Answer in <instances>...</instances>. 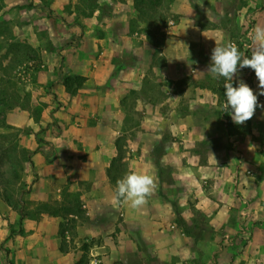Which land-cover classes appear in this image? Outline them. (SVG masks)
<instances>
[{"label": "crops", "instance_id": "obj_1", "mask_svg": "<svg viewBox=\"0 0 264 264\" xmlns=\"http://www.w3.org/2000/svg\"><path fill=\"white\" fill-rule=\"evenodd\" d=\"M173 10L160 38L124 25L72 26L68 45L54 44L29 87L43 128L20 111L6 114L34 131L25 146V209L71 195L79 211L64 219L73 227L62 238V216L18 221L0 198V264H75L84 242L102 264H264V107L233 122L222 107L226 81L220 90L207 72L220 29L200 28L189 5ZM252 71L238 67L232 84L242 80L264 105ZM63 73L86 79L69 93ZM221 109L244 129L228 133ZM130 170L156 177L139 211L111 202Z\"/></svg>", "mask_w": 264, "mask_h": 264}, {"label": "rangeland", "instance_id": "obj_2", "mask_svg": "<svg viewBox=\"0 0 264 264\" xmlns=\"http://www.w3.org/2000/svg\"><path fill=\"white\" fill-rule=\"evenodd\" d=\"M96 4H108L112 14L100 15L98 9L92 8ZM77 5H88L92 10L78 13ZM181 5H189L200 28L217 27L223 43L233 40L242 53L251 55L252 47L245 49L242 41L249 21L252 27L264 24V0H88L87 4L84 0H0V124H4L0 126V192H6L16 203L20 188H26L23 167L27 154L22 149L27 150L32 127H37V131L43 128L29 87L37 83L38 71L47 69L46 56L53 52L54 44L60 49L66 47L72 26L85 23L91 29L100 23L124 25L160 38L165 35L167 21L174 16L172 10ZM46 8L57 17L48 16ZM216 79L221 90L224 78ZM12 111L28 115L35 126L9 124L6 114Z\"/></svg>", "mask_w": 264, "mask_h": 264}, {"label": "clouds", "instance_id": "obj_3", "mask_svg": "<svg viewBox=\"0 0 264 264\" xmlns=\"http://www.w3.org/2000/svg\"><path fill=\"white\" fill-rule=\"evenodd\" d=\"M252 44L251 55L242 53L232 41L215 44L211 52V63L207 72L213 78L223 77L225 97L223 108L231 109V119L237 125L250 120L260 105L257 95L242 80L233 86L232 80L239 68L248 67L254 70L258 79L260 95H264V24H256L248 33ZM156 188V177L146 171L130 170L116 181L111 198L113 206L127 205L133 211L144 208Z\"/></svg>", "mask_w": 264, "mask_h": 264}, {"label": "trees", "instance_id": "obj_4", "mask_svg": "<svg viewBox=\"0 0 264 264\" xmlns=\"http://www.w3.org/2000/svg\"><path fill=\"white\" fill-rule=\"evenodd\" d=\"M81 1H83V0H81ZM139 1H142V0H139ZM87 2H88V0H84V4H87ZM77 6H76L75 10L78 13L88 12V11H91L92 8H94V9L96 8L99 10L100 15H106L107 16V15L112 14V9L108 4H105V5L104 4H100V5L96 4L95 7L93 6L92 8H89L88 5H86V7L82 6V8H80L79 6L77 7ZM104 9H106V10L104 11ZM46 10H47L48 16L57 17V15L53 14L49 8H46ZM136 10L138 12H140V9H139L137 4H136ZM59 78H60L65 90L69 93H73L77 88L82 86V84L84 83V81L86 79L82 75L72 74V73L60 74ZM221 116L225 120V127H226V131L228 133H231L234 131L240 132V129L241 130L244 129V127L232 125V123L229 119V115L224 109H222V111H221ZM3 125H4L3 123L0 124V126H3ZM40 148H41L42 152L44 153V155H46L47 154L46 149L44 147H40ZM22 150L25 151L27 154L26 161H29L30 151L24 150V149H22ZM47 159H49V158H47ZM27 190H28V188H23V189L20 188V191L17 195V202L16 203L12 202L9 199V196L7 195V193L4 191L0 192V196L9 205H11L13 208L17 209L18 216H19L18 221H21V219L24 218L27 214L40 213V212H46L48 214H53V215L57 214V215L62 216L63 222H61V224H60L59 233H60L61 237L64 238V231L70 230L73 227V221L66 222L64 219L67 218V216L70 213L79 211V207L75 203V198L70 195L69 197L66 198V200H65L66 202L62 201L61 205L54 204V203H48V202H40L36 206H34L33 210H31V212H30V211L26 210L24 204H22V202H23L22 194L24 192H26ZM74 203H75V205H72ZM81 249H82V255L75 262V264H86L87 263L86 257H87V252H88V244L85 242L82 243Z\"/></svg>", "mask_w": 264, "mask_h": 264}, {"label": "built area", "instance_id": "obj_5", "mask_svg": "<svg viewBox=\"0 0 264 264\" xmlns=\"http://www.w3.org/2000/svg\"><path fill=\"white\" fill-rule=\"evenodd\" d=\"M252 28H253L252 22L249 21V28L246 32L244 40L242 41L245 49H249L252 47L251 41L248 38V33H249V31H251ZM240 216H241L243 221H248L251 219V213H250L249 207L246 204L242 205V207L240 209ZM239 232L242 235H245V233H246L245 228L244 227L240 228ZM65 234H67V232H65ZM87 264H102L100 254L97 252H89L87 255Z\"/></svg>", "mask_w": 264, "mask_h": 264}]
</instances>
